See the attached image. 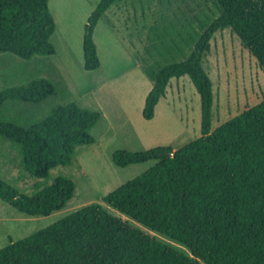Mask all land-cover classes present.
<instances>
[{
  "label": "trees",
  "instance_id": "1",
  "mask_svg": "<svg viewBox=\"0 0 264 264\" xmlns=\"http://www.w3.org/2000/svg\"><path fill=\"white\" fill-rule=\"evenodd\" d=\"M49 0H0V52L23 59L52 55L55 21ZM117 0H98L84 25V69L100 65L93 32ZM219 15L201 32L185 59L151 74L141 111L154 117L172 77L187 75L200 99V135L173 149L115 150L119 167L155 162L102 196L131 220L181 245L187 255L155 235L112 215L102 204L84 205L50 225L0 248V264H264V98L211 130L212 81L202 66L212 35L229 28L264 72V0H216ZM46 78L0 91L8 99L38 104L51 96ZM101 113L74 102L58 105L27 126L0 119V136L19 151L20 167L46 177L73 162L78 145L95 141L91 129ZM75 183L57 176L32 195L19 193L0 177V199L30 216L62 209Z\"/></svg>",
  "mask_w": 264,
  "mask_h": 264
},
{
  "label": "rangeland",
  "instance_id": "2",
  "mask_svg": "<svg viewBox=\"0 0 264 264\" xmlns=\"http://www.w3.org/2000/svg\"><path fill=\"white\" fill-rule=\"evenodd\" d=\"M97 1H48L55 21L50 37L54 54L23 59L0 52V91L39 77L48 79L55 88L38 104L6 100L0 108V119L27 126L68 102L101 113L90 131L95 141L78 145L73 162L51 169L46 177L23 171L17 147L0 136V177L19 193L32 195L38 186L49 185L57 176L75 183L66 205L48 215H26L0 199V248L97 202L112 215L126 218L190 255L183 245L104 203L102 196L155 162L119 167L111 159L115 150L140 151L158 145L176 149L200 135L199 94L187 75L169 80L152 119H143L141 111L152 86L151 74L188 57L201 32L219 15L220 7L216 0H117L94 29L100 65L88 71L84 69L82 36ZM202 66L212 81L211 128L264 98V72L229 28L212 35Z\"/></svg>",
  "mask_w": 264,
  "mask_h": 264
},
{
  "label": "crops",
  "instance_id": "3",
  "mask_svg": "<svg viewBox=\"0 0 264 264\" xmlns=\"http://www.w3.org/2000/svg\"><path fill=\"white\" fill-rule=\"evenodd\" d=\"M223 120H225V117L224 119H222L221 121H219L217 124L219 125L221 122H224ZM214 129V128H211V130Z\"/></svg>",
  "mask_w": 264,
  "mask_h": 264
}]
</instances>
